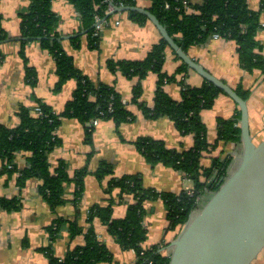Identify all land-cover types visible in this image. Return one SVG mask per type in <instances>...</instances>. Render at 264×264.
Masks as SVG:
<instances>
[{"label": "crops", "instance_id": "1", "mask_svg": "<svg viewBox=\"0 0 264 264\" xmlns=\"http://www.w3.org/2000/svg\"><path fill=\"white\" fill-rule=\"evenodd\" d=\"M201 1L190 0L192 4ZM248 2L252 9H260V0ZM29 3L30 0H0L1 23L8 34L7 39L0 43V124L13 128L21 122L20 111L23 107L35 108L42 102L57 112H63L77 86V81L70 79L60 91H55L59 80L55 60L37 39L27 42L25 46L27 60L21 54V12L27 10ZM151 4V0H138V6L143 8L148 9ZM52 5L53 11L60 18L57 28L64 37V48L73 57L75 65L93 82L114 86L127 102L135 119L121 125L112 120H100L95 126L92 143L87 142L85 125L79 119H62L56 131L61 143L51 152L50 161L53 168L59 160L66 161L71 177L77 170L87 168L85 188L79 201H75L74 183L67 186L66 203L56 207L43 197L42 179L30 177L24 184H20V170L28 165V158L32 154L27 151L17 153L14 166L19 170L9 165L12 170L0 174V196L20 201L18 209L0 207V264H50L44 251L49 247L57 257H64L69 249L85 243V232L91 226L88 221L90 208L95 204L108 205L111 197L115 199L113 216L125 217L133 198L129 194H121L118 188L112 194L106 192V187L114 176L141 174L145 187L163 193H180L194 189L193 181L181 170L161 162L155 165L149 163L135 142L141 137H150L164 141L170 149L187 150L194 146L195 135L183 134L168 116L151 118L145 115L139 105L132 101L134 86L139 78H128L121 71H113L108 66L110 59L137 60L147 56L162 38L158 28L151 20L139 23L132 20L128 13L118 12L109 22L104 21L101 24L97 47L91 46L85 31L81 32L80 46L76 47L69 39L80 34L82 24L74 4L69 0H54ZM187 10L194 12L192 7ZM261 21L264 23V10ZM256 38L260 43L258 51L264 54V28L257 32ZM236 50L237 43L234 40L211 37L202 45L191 46L187 52L235 90L239 85L251 90L248 104L250 128L255 139L259 138L264 127V76L257 70L245 71ZM181 64L182 60L167 47L163 70L169 75L176 74V79L166 83L164 90L176 100L182 98V82L200 86L205 80L193 69L186 73H177ZM27 67L33 68L37 73L35 85L27 80ZM159 78L157 73L150 72L142 79L141 99L148 106L154 105ZM234 101L227 94L221 93L212 108L201 112L202 120L207 125L209 143L217 140V119L235 115L238 106ZM262 139L264 135L260 140ZM241 149V141L221 142L212 151L204 152L202 165H210L212 158L218 155L230 156L234 161ZM103 161L112 166L113 174L100 180L96 176V170ZM4 166L5 161L0 159V171ZM145 210L143 225L148 233L143 246L164 243L163 250H171L170 244L176 238L177 232L169 229L165 202L161 198L148 200L145 202ZM59 217L77 219L80 226L84 227L83 233L72 237L69 229L65 228L53 239L49 228ZM93 226L99 239L113 251V261L106 264L136 263V252L133 249H123L99 218L94 219ZM252 264H264V249Z\"/></svg>", "mask_w": 264, "mask_h": 264}, {"label": "trees", "instance_id": "2", "mask_svg": "<svg viewBox=\"0 0 264 264\" xmlns=\"http://www.w3.org/2000/svg\"><path fill=\"white\" fill-rule=\"evenodd\" d=\"M54 0H30L27 10L21 12V54L25 55L27 42L38 40L43 48L49 50L55 60L58 81L55 91H60L64 84L70 80L77 81L73 97L65 106L63 112L53 110L48 104L39 102L41 112L35 108L23 107L20 111L21 122L13 127L0 124V159L5 161L0 174L9 169L15 170L14 158L18 152H30L28 165L20 170V184H24L30 177L43 180L41 193L53 207L66 203L65 193L70 183L75 184V201H79L85 188L87 168L79 169L71 177L67 163L59 160L56 167H52L50 154L61 143L56 131L64 117L77 118L85 125L86 140L92 143L95 126L90 121L112 120L117 125L135 119L133 112L124 102L122 95L114 86L104 82L95 83L86 76L76 65L73 57L64 48V37L58 30L60 18L52 9ZM81 18L80 34L71 37L70 42L80 46L81 32L85 31L92 47H97L101 31L97 27V18L109 22L114 14L108 13L111 3L117 6H137L138 0H69ZM260 9H252L248 0H202L192 4L190 0H151L148 8L163 24L175 41L187 52L191 46L202 45L209 38L217 34L221 38L232 39L237 43V52L241 67L247 72L259 71L264 76V54L260 53V43L257 32L264 28L261 14L264 10V0ZM194 8V12L187 9ZM129 17L139 23L149 21L147 15L128 10ZM0 16V43L7 39V31L2 26ZM168 42L161 38L150 52L142 59H110L108 66L113 71H121L128 78H139L134 86L132 101L135 102L143 113L151 118L168 116L177 128L183 133L195 135V144L187 150L170 149L162 140L150 137H141L135 142L138 149L152 165L164 163L184 172L194 183L192 191L183 190L180 193L159 192L153 188L145 187L141 174H126L112 178L106 192L112 194L118 188L121 194H129L133 198L127 215L115 218L114 203L111 197L106 206L95 204L88 213L90 228L85 232L86 241L75 246L65 254L57 257L52 248L44 251L50 259V264H106L114 259L113 251L107 244L99 239L93 226L95 218H99L107 225L109 233L125 250L133 249L137 259L135 264H170V254L163 250L164 243L151 247H144L147 239V229L143 225L145 216V202L148 200L163 199L167 206L169 229L181 231L192 212L200 209L210 193L216 191L231 169L233 159L230 156L218 155L212 158L208 166L202 165L205 151H212L221 142H240L241 111L237 108L231 118L219 117L218 136L214 143L207 139V125L203 122L201 112L214 106L219 94L225 92L214 83L204 80L200 86H192L182 82V98L176 100L165 90L166 83L176 79V74L169 75L163 70L167 55ZM175 52V51H174ZM176 53V52H175ZM177 55V54H176ZM178 58H180L177 55ZM181 59V58H180ZM191 69L182 61L177 73L187 72ZM150 72L159 75L158 87L153 106H148L142 99V79ZM27 80L32 85L37 83V73L33 68L27 67ZM236 91L245 100L251 95L250 89L242 85ZM113 174V168L103 161L96 170L100 180ZM0 207L5 209L20 207L18 199L0 196ZM68 228L74 237L83 233V228L76 220L63 217L55 219L50 226V232L55 239L60 232Z\"/></svg>", "mask_w": 264, "mask_h": 264}, {"label": "water", "instance_id": "3", "mask_svg": "<svg viewBox=\"0 0 264 264\" xmlns=\"http://www.w3.org/2000/svg\"><path fill=\"white\" fill-rule=\"evenodd\" d=\"M113 6L109 14L136 10L147 15L181 60L221 88L241 111V152L219 188L171 242L170 264H252L264 249V139L253 138L248 100L185 52L149 9Z\"/></svg>", "mask_w": 264, "mask_h": 264}, {"label": "built area", "instance_id": "4", "mask_svg": "<svg viewBox=\"0 0 264 264\" xmlns=\"http://www.w3.org/2000/svg\"><path fill=\"white\" fill-rule=\"evenodd\" d=\"M108 1L111 2V0H108ZM113 10H114V6H113V4L111 3V4L109 5V8H108V13H111ZM97 22H98L97 27H98L99 30L101 31V24L103 23V20L97 18ZM117 23H119V21H118ZM214 37H217V38H218L219 36H218L217 34H215ZM124 102L126 103V101H124ZM37 110H38L39 112H41V109H40V107H38V106H37ZM99 123H100V119L95 118V119L91 120L89 124H90V125H93V126H97Z\"/></svg>", "mask_w": 264, "mask_h": 264}, {"label": "rangeland", "instance_id": "5", "mask_svg": "<svg viewBox=\"0 0 264 264\" xmlns=\"http://www.w3.org/2000/svg\"><path fill=\"white\" fill-rule=\"evenodd\" d=\"M263 126H264V124H263ZM261 128H262V127H261ZM262 129H263V131L260 133L259 138L255 136V137H256V138H255V139H256V142H260V141H261V140H260L261 137L264 135V127H263ZM262 129H261V130H262ZM262 140H263V139H262ZM165 252L168 253V254H170V252H171L170 248H169L168 251L165 250Z\"/></svg>", "mask_w": 264, "mask_h": 264}]
</instances>
